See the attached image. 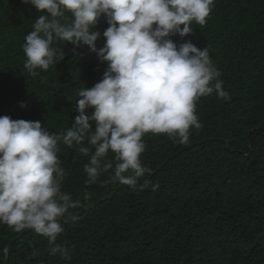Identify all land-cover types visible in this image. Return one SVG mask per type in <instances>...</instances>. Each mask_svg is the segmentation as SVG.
I'll return each mask as SVG.
<instances>
[{"label": "trees", "instance_id": "obj_1", "mask_svg": "<svg viewBox=\"0 0 264 264\" xmlns=\"http://www.w3.org/2000/svg\"><path fill=\"white\" fill-rule=\"evenodd\" d=\"M37 16L22 0H0V116L39 120L59 134L72 124L78 92L101 80L107 62L87 46L74 53L71 43L54 41L64 59L30 75L22 45ZM107 27L101 17L96 30ZM192 27L170 38L208 47L228 99L213 93L197 101L202 128L189 130L187 144L143 137L144 190L108 173L86 184L89 157L61 142V189L80 201L60 219L57 243L70 259L33 230L0 224V264H264V0H215L207 23ZM103 43L101 36L97 47Z\"/></svg>", "mask_w": 264, "mask_h": 264}, {"label": "clouds", "instance_id": "obj_2", "mask_svg": "<svg viewBox=\"0 0 264 264\" xmlns=\"http://www.w3.org/2000/svg\"><path fill=\"white\" fill-rule=\"evenodd\" d=\"M214 2L22 0L38 12L22 45L30 75L64 59V48L58 52L54 41L71 43L74 53L87 46L101 63L107 62V69L100 81L78 92L72 124L59 134L49 133L39 120L0 116V224L17 233L31 229L47 238L54 253L70 259V250L57 243L64 231L60 219L80 201L61 189L67 175L58 156L61 142L89 157L83 167L86 184L108 173L131 190L150 186L138 184L149 171L140 159L146 149L143 137L166 134L187 144L189 130L202 128L197 101L213 93L228 99L208 47L170 38L192 34L193 22L204 26ZM101 17L108 24L102 34L96 30ZM101 36L104 43L98 48ZM158 188L151 185L152 191Z\"/></svg>", "mask_w": 264, "mask_h": 264}]
</instances>
